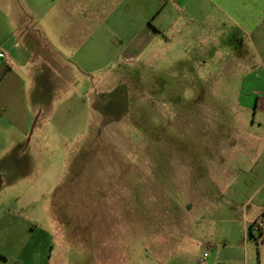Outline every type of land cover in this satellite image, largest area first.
Returning a JSON list of instances; mask_svg holds the SVG:
<instances>
[{
	"label": "rangeland",
	"instance_id": "obj_1",
	"mask_svg": "<svg viewBox=\"0 0 264 264\" xmlns=\"http://www.w3.org/2000/svg\"><path fill=\"white\" fill-rule=\"evenodd\" d=\"M182 1L158 2L156 21L150 22L159 21L162 29L152 39L135 31L152 10L142 0L130 17L123 4L118 21H111L116 27L104 37L73 46L63 38L55 47L48 39L36 40L40 52L52 54L55 48L59 62L56 69L42 62L20 71L32 115L26 133L0 112V264L160 260L153 246L133 241L138 223H108V216L166 209L172 205L168 195L179 197L186 179L203 181L208 163L221 160L218 145L230 143L240 91L257 89L240 86L245 70L217 72L215 40L223 50L231 47V39L218 36L210 21L221 17L218 0ZM201 30L206 54L195 39ZM218 73L224 80H217ZM258 119L251 115L249 122ZM106 207L126 214H106ZM260 222L261 232L248 231L233 244L209 240L214 249L198 230H190L195 238L182 231L169 247V261L196 264L206 253L205 262H212L223 248V261L264 264Z\"/></svg>",
	"mask_w": 264,
	"mask_h": 264
},
{
	"label": "crops",
	"instance_id": "obj_2",
	"mask_svg": "<svg viewBox=\"0 0 264 264\" xmlns=\"http://www.w3.org/2000/svg\"><path fill=\"white\" fill-rule=\"evenodd\" d=\"M136 1L142 0H0V53L3 54L0 58V112L16 130L26 133L32 122L27 81L20 71L42 62L56 69L59 62L55 48L52 54L40 52L36 40L48 39L50 42L46 43L55 47L63 38L73 46L81 39L104 37L110 27H116L111 21H118L119 14L123 13L122 5L126 6L124 15L130 17ZM145 1L152 5V10L140 19L135 31L147 32L152 39L159 37L162 29L157 26L159 21L157 25L152 24L157 18L153 9L158 8L160 0ZM172 1L178 4L180 0ZM187 1L191 0H183L182 4ZM216 7L221 17L210 18V21L219 29L218 36L231 39V47L224 50L215 40L214 52L219 55L217 72L224 68L245 70L247 74L242 77L240 86L257 89L252 88L247 95L240 91L236 98L238 110L232 118L237 120L230 127V143L227 145L223 142L228 141L222 140L218 145L221 160L208 163L203 171L205 182L195 177L186 179L179 197L175 193L168 195L172 205L166 209L155 206L144 211L138 208L122 219L108 216V223L120 224L122 220L138 223L133 241L140 246H153L161 254L156 264H171L169 247L182 231L195 238L190 230H198V236L205 239V246L214 249L209 240L222 242V246L233 244L244 239L248 231H257V223L264 221V0H218ZM180 13L184 14L185 10ZM173 17L174 23L177 19L174 13ZM223 17L228 19L227 24L219 19ZM200 33L202 35L195 38L199 41L198 51L206 54L208 42L202 40L205 39L202 30ZM175 39L173 35L168 43H174ZM130 46L126 48H133ZM204 59L207 61V57ZM218 75L221 77L217 80H224L223 73ZM251 115L258 116V121L249 122ZM115 209L106 207L105 213L126 214L125 209ZM209 230L212 232L207 234ZM223 251L226 250L217 249L215 259L204 264H241L221 260ZM202 257L195 260L196 264Z\"/></svg>",
	"mask_w": 264,
	"mask_h": 264
},
{
	"label": "built area",
	"instance_id": "obj_3",
	"mask_svg": "<svg viewBox=\"0 0 264 264\" xmlns=\"http://www.w3.org/2000/svg\"><path fill=\"white\" fill-rule=\"evenodd\" d=\"M3 57V54L0 53V58ZM256 227L258 229H261L263 227V223L262 222H258ZM207 254H204L203 257L199 260V264H204L205 258H206Z\"/></svg>",
	"mask_w": 264,
	"mask_h": 264
},
{
	"label": "trees",
	"instance_id": "obj_4",
	"mask_svg": "<svg viewBox=\"0 0 264 264\" xmlns=\"http://www.w3.org/2000/svg\"><path fill=\"white\" fill-rule=\"evenodd\" d=\"M259 230H261V229H259Z\"/></svg>",
	"mask_w": 264,
	"mask_h": 264
}]
</instances>
